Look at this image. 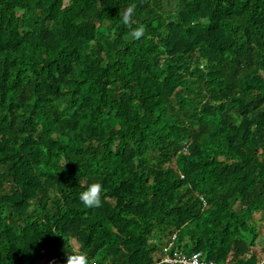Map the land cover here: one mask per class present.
Returning a JSON list of instances; mask_svg holds the SVG:
<instances>
[{"label": "trees", "instance_id": "16d2710c", "mask_svg": "<svg viewBox=\"0 0 264 264\" xmlns=\"http://www.w3.org/2000/svg\"><path fill=\"white\" fill-rule=\"evenodd\" d=\"M261 229L264 0H0V264H264Z\"/></svg>", "mask_w": 264, "mask_h": 264}, {"label": "clouds", "instance_id": "9594fccd", "mask_svg": "<svg viewBox=\"0 0 264 264\" xmlns=\"http://www.w3.org/2000/svg\"><path fill=\"white\" fill-rule=\"evenodd\" d=\"M132 13L133 8H127L123 13L122 19L129 26L130 36L132 38H139L144 33L145 26L143 24H137V26L132 27ZM103 191V184L99 181H93L79 192V200L86 207H100L103 203ZM66 264H94V261L90 259L87 251L81 250L67 252Z\"/></svg>", "mask_w": 264, "mask_h": 264}, {"label": "built area", "instance_id": "2783aa9c", "mask_svg": "<svg viewBox=\"0 0 264 264\" xmlns=\"http://www.w3.org/2000/svg\"><path fill=\"white\" fill-rule=\"evenodd\" d=\"M201 257H202L201 253H195L191 257H186L179 253L178 254L176 253L175 257H172L171 255L166 254L164 256V261L170 262V263L180 262L182 264H212V263L203 261Z\"/></svg>", "mask_w": 264, "mask_h": 264}, {"label": "rangeland", "instance_id": "374dc122", "mask_svg": "<svg viewBox=\"0 0 264 264\" xmlns=\"http://www.w3.org/2000/svg\"><path fill=\"white\" fill-rule=\"evenodd\" d=\"M263 229H261V234H263ZM263 241H264V238H263ZM42 262H39L38 264H41Z\"/></svg>", "mask_w": 264, "mask_h": 264}]
</instances>
